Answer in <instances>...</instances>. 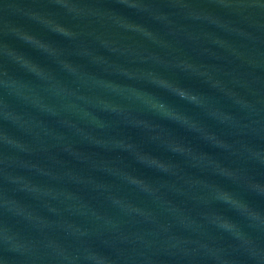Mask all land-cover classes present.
Here are the masks:
<instances>
[{
    "label": "water",
    "instance_id": "water-1",
    "mask_svg": "<svg viewBox=\"0 0 264 264\" xmlns=\"http://www.w3.org/2000/svg\"><path fill=\"white\" fill-rule=\"evenodd\" d=\"M0 264H264V0H0Z\"/></svg>",
    "mask_w": 264,
    "mask_h": 264
}]
</instances>
